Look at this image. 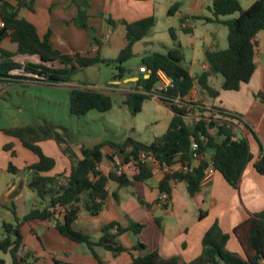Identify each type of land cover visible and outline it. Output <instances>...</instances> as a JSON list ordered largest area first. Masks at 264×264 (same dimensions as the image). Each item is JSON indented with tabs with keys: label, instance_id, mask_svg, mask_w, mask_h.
Here are the masks:
<instances>
[{
	"label": "trees",
	"instance_id": "obj_1",
	"mask_svg": "<svg viewBox=\"0 0 264 264\" xmlns=\"http://www.w3.org/2000/svg\"><path fill=\"white\" fill-rule=\"evenodd\" d=\"M72 1L79 9L75 18L76 25L85 29L92 39L98 42L94 29L88 24V1ZM34 3L35 0H18V6L14 7L7 0H0V19L5 23L3 29L6 31L4 36L0 37V43L9 38L18 45L19 53L39 55L44 62L56 63L58 67L33 62L21 64L13 60L12 53L1 50L0 82L29 80L48 86H60L71 83L82 70L99 64H116L119 73L115 80L123 81L134 77L127 63L135 58L134 45L151 34L156 25L155 17L126 23V46L115 60H106L99 54L95 57L80 53L65 55L54 49L50 34L41 37L31 22L19 17L21 7L33 10ZM179 9L180 4H175L168 14L173 16ZM212 12L214 19L205 21H214L228 28L229 47L226 50L208 52L210 70L197 76L191 75L185 67L183 47L174 29L170 30L175 43L173 49L166 54L153 53L142 59L141 65L146 66L151 73L148 77L147 74H140L134 84L139 88L137 90L142 92L126 94V102L135 111H139L145 100L157 95L174 113L167 132L156 137L152 143H141L131 138L121 144L104 142L93 148H81L82 158L76 157L70 148H62L63 154L72 164L70 173L47 176L55 168L56 160L47 156L40 144L52 140L62 146L66 143L65 135L50 123L4 130L5 134L18 139L25 149L38 157L36 164L26 168L30 174L27 187L42 201L44 207H33L22 218L12 209L15 221L3 223L0 255L9 254L12 258L11 264H34L31 261L33 254H19L23 247L22 227L34 221H50L63 237L78 244H85L100 264L102 260L96 252L98 247L111 252L114 257L130 253L133 256L131 264H264V210L250 215L233 231L243 250V256L227 250L231 236L224 233L219 224L215 223L203 238L201 256L191 263L180 262L178 258H164L158 252L146 253V246L140 242L133 248L123 246L120 237L129 232L139 235L145 228L142 224H132L129 227H123L118 222L105 224L101 227V237L98 240L77 227V221L83 212L95 217L105 209L110 195L108 185L111 182H115L121 189L132 187L136 183H147L153 178L151 165L140 159L142 153L153 156L163 169L181 165L180 169L166 173L159 183L160 195L166 194L168 198H160L157 202L165 209L171 206L175 184L185 183L190 196L194 197L201 191L205 172L210 168L221 174L231 187L238 189L252 158L250 141L247 138H238L235 131L239 117L224 109L210 111L202 103L192 104L184 99L189 96L195 85L208 97L218 98L220 91L210 84L213 74L222 77V90L225 91H240L244 84L251 81L257 69V37L264 31V0H257L248 9H244L239 0H213ZM234 15L237 17L223 20ZM185 32L190 33L191 30L186 28ZM15 70H22L23 73L12 75ZM160 71L173 80V87L167 91L158 89ZM191 106L197 107L199 115L188 123L186 118L193 112ZM112 108L113 100L109 95L88 86L73 89L70 93V111L73 115L83 116L91 111L105 113ZM205 113L211 115L205 116ZM193 144L197 145L196 149ZM11 149L12 145L5 146L6 151ZM12 156H15V152H12ZM105 159L112 166L108 175L100 170V165ZM117 160L125 165L133 163L137 173L132 177L126 173L118 175ZM197 162L198 165L194 166ZM255 168L264 176V154ZM9 171L19 173L13 164H10ZM113 195L118 200L117 194ZM141 204L149 207L143 200ZM204 215L207 214H202L200 219H203ZM136 252L139 253L137 256L134 255ZM0 264L6 263L1 260Z\"/></svg>",
	"mask_w": 264,
	"mask_h": 264
},
{
	"label": "crops",
	"instance_id": "obj_2",
	"mask_svg": "<svg viewBox=\"0 0 264 264\" xmlns=\"http://www.w3.org/2000/svg\"><path fill=\"white\" fill-rule=\"evenodd\" d=\"M7 1L14 7L18 6V0ZM87 1L90 5L88 24L94 29V35L98 42L94 41L85 29L76 25L75 18L79 9L72 0H35L33 10H29L27 7L20 8L19 17L31 22L41 37L50 34L53 48L62 54L80 53L90 57L99 54L103 59L115 60L127 44L126 23H133L148 17L156 19L158 8L167 9L169 12L172 6L180 4V9L172 17L180 16L179 29L186 34V38L179 35L173 20H170L167 23L170 42H162L154 38L144 42L143 39L137 43L143 42L149 47L135 53L136 43L133 47L135 57L141 56L143 59L147 55L166 54L170 49H173L175 43L171 38L170 30L174 29L183 47L185 67L192 76H197L210 70L207 61L209 51L226 50L229 47L228 28L214 21H205V19H214L213 0H186L185 4L181 0ZM239 1L244 9H248L257 0H246L245 5L242 0ZM167 15L171 17L168 13ZM193 17L202 19L193 20ZM235 17L237 15L223 18V20ZM182 19L185 21L183 22ZM195 21H199L201 26L197 27ZM157 24L156 19V25L149 36L154 33ZM186 28H189L191 32L186 33ZM257 40L259 43L256 57L257 69L251 81L244 84L240 91L222 90V77L213 74L210 84L220 91L218 98L208 97L198 85H195L189 96L184 99L192 104L202 103L207 109H224L239 117L240 121L237 122L235 131L238 138H247L250 141L252 158L240 180L238 189L231 187L221 174L214 171L209 180L203 183L201 191L194 197L190 196L185 183L175 184L171 206L165 209L157 202L162 198L158 189L159 183L166 173L180 169L181 165L167 169L158 167V170L153 171L154 176L151 179L154 184L149 180L147 183H136L132 187L120 189L115 182H111L108 185L110 195L106 201L105 209L95 217L83 212L77 221L79 229L98 240L101 237V227L105 224L118 222L123 227L142 224L145 228L139 235L129 232L120 237L123 246L133 248L140 242L146 246V253L158 252L164 258H178L180 262L191 263L202 254V242L205 234L215 223H218L222 231L231 236L227 243V250L244 255L233 231L250 215L264 210V176L259 174L255 168L264 154V31L258 35ZM1 50L12 53L15 62L21 64L40 63L37 55L19 53L18 45L9 38H5L0 43V54ZM187 50H191L190 66L186 61ZM141 67H143L141 64L134 69L128 67L134 77L123 81L114 80L112 87L115 85V89H119L118 85L121 82L137 81L141 74ZM22 73V70H15L11 74L21 75ZM28 77L32 76L28 75ZM146 77L148 76L146 75ZM136 81H132V83ZM27 83L38 84V82L24 80L0 82V86L4 89L25 86ZM3 89H0V99H2ZM135 92L141 93L142 91L135 90ZM153 98L160 100L157 95ZM162 104L173 118L174 113L171 107L164 102ZM191 108L193 112L186 118L188 123H191L199 115L196 106H191ZM6 129L11 128L0 127V226L4 222H10L9 218L13 214L12 209L16 210L14 202L23 197L26 188L29 190L27 184L30 174L26 168L39 161L38 157L25 149L18 139L5 134L4 130ZM7 145H12L10 151L5 150ZM40 145L47 156L56 160L55 168L47 176L68 175L72 167L69 158L63 154L60 148H46V146L56 147L59 145L52 140L44 141ZM12 152H15V156H12ZM10 164H13L19 173L10 172ZM197 165L198 162L194 163V166ZM132 166L134 172L131 175L128 174L130 177L138 171L136 166ZM100 170L103 174L108 175L112 170L109 161L108 170H104L103 163L100 165ZM21 182H24L21 194L15 199H10ZM125 189L129 191H124ZM114 193L117 194L118 200L115 199ZM141 200L145 201L149 207L141 204ZM202 214L207 215L200 219ZM22 235L23 254L28 252L33 254L31 261L34 264H56V262L60 264H100L85 244H78L63 237L53 222L34 221L25 224L22 227ZM1 236L2 233H0ZM96 252L101 258L102 264H131L133 261V256L130 253L114 257L111 252L100 247L96 248ZM138 254V252L134 253L135 256ZM1 260H4L6 264L12 262L9 254H1L0 262Z\"/></svg>",
	"mask_w": 264,
	"mask_h": 264
},
{
	"label": "rangeland",
	"instance_id": "obj_3",
	"mask_svg": "<svg viewBox=\"0 0 264 264\" xmlns=\"http://www.w3.org/2000/svg\"><path fill=\"white\" fill-rule=\"evenodd\" d=\"M181 2L185 4L186 0H181ZM242 3L245 5L246 0H242ZM167 13V9L158 8L156 16L158 24L154 33L145 38L144 42L153 40V38L162 42H170V36L167 32V23L170 20H173L179 35L181 37L186 36L179 29L180 16L169 17ZM195 22L197 27L201 26L199 21ZM148 47L146 43L140 42L136 44L134 51L139 53ZM191 57V50H187L186 61L188 66H190ZM141 62L142 57L138 56L131 59L127 66L134 69ZM53 66L58 67L56 63ZM118 73L116 64H99L82 70L71 83L60 86L54 87L40 83H27L25 86L4 89L0 86V89H3L1 92L2 99H0V127L15 128L44 123L53 124L60 133L65 135L66 143L62 146H46V148H60L61 151L62 148H70L78 158H82L81 148H93L104 142L121 144L131 138L137 142L150 144L156 137L167 131L172 121V115L162 104L161 99L157 100L153 97L145 100L141 109L135 111L126 102V94L134 93L135 90L139 89L132 83L136 80L121 82L118 85L119 89H115V85L112 87V82L117 78ZM82 86H88L108 94L113 100L112 110L105 113L91 111L83 116L71 114L70 93L73 89ZM208 110L213 111V109ZM210 115L205 113V116ZM103 168L105 171L108 170L107 160L103 162ZM133 169V166L129 167L127 174H133ZM150 183L154 184V181L150 180ZM126 190L129 191L128 189L124 191ZM14 205L20 218L33 207H44L36 194L27 188L23 197L19 201H15ZM9 221L14 223L13 214ZM2 226H0V233H3Z\"/></svg>",
	"mask_w": 264,
	"mask_h": 264
},
{
	"label": "built area",
	"instance_id": "obj_4",
	"mask_svg": "<svg viewBox=\"0 0 264 264\" xmlns=\"http://www.w3.org/2000/svg\"><path fill=\"white\" fill-rule=\"evenodd\" d=\"M4 27H5V23L0 19V30H2ZM140 71L143 74H147V76H149V74H150V71H148V69H147L146 66L141 67L140 68ZM158 77L160 79V84L158 86V89L160 91H167L169 88L173 87V80L170 77H168L165 72L160 71L158 73ZM193 147H194V149H196L197 148V145L196 144H193ZM140 159L143 162L149 163L151 165L153 171L158 170V167H160L159 163L156 161V159L153 156H149V155H147L145 153H142ZM132 165H134V164L131 163V164L125 165L120 160H117V162H116V171H117V174L118 175H121L123 173H126L127 174V169L129 167H131ZM185 170H186V168H185ZM213 172H214V170L211 169V168L208 169V170H206L204 182L207 181V180H209V178L211 177V175L213 174ZM167 198L168 197H167L166 194H163L162 195V199L163 200H166ZM23 252L24 251L21 248L20 251H19V254H23Z\"/></svg>",
	"mask_w": 264,
	"mask_h": 264
},
{
	"label": "water",
	"instance_id": "obj_5",
	"mask_svg": "<svg viewBox=\"0 0 264 264\" xmlns=\"http://www.w3.org/2000/svg\"><path fill=\"white\" fill-rule=\"evenodd\" d=\"M5 33H6V31H5L4 29H2V30L0 31V37H3ZM37 57L39 58V62H40V63H44V64L49 65V66H53V64H54V63L44 62V61L42 60V57L39 56V55H37ZM150 73H151V71H150ZM23 187H24V182H21V183L19 184L18 188L16 189V191L11 195L10 199H15L18 195H20L21 192H22V190H23Z\"/></svg>",
	"mask_w": 264,
	"mask_h": 264
}]
</instances>
